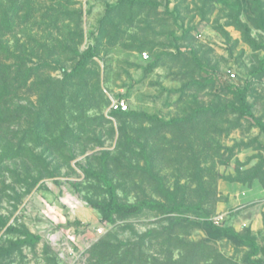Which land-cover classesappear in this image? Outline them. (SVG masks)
<instances>
[{"label": "rangeland", "instance_id": "rangeland-1", "mask_svg": "<svg viewBox=\"0 0 264 264\" xmlns=\"http://www.w3.org/2000/svg\"><path fill=\"white\" fill-rule=\"evenodd\" d=\"M117 1L0 0V264H244V246L174 219L212 220L264 247L263 136L231 109L188 119L238 105L228 89L246 87L264 123V0L107 10ZM118 97L128 112L107 117ZM99 175L119 203L167 204L165 190L182 207L101 222L87 203L108 200Z\"/></svg>", "mask_w": 264, "mask_h": 264}, {"label": "trees", "instance_id": "trees-1", "mask_svg": "<svg viewBox=\"0 0 264 264\" xmlns=\"http://www.w3.org/2000/svg\"><path fill=\"white\" fill-rule=\"evenodd\" d=\"M122 2H125L126 4H134V3H145L147 2H139V0H118L115 5H108L107 10L113 9L117 5L121 4ZM153 5V4H152ZM237 25L241 26L243 28L244 34L249 39V28L245 24H240V22H236ZM255 26L258 29L264 30V22L260 16V14H257V20L254 22ZM94 53L92 49H89L85 53L79 55V59L76 62V64L73 66V68L67 72L66 70L62 69V74L65 77H72L79 73L83 67L85 66V63L87 60L94 57ZM201 72L203 74L211 75L212 79H215L216 73L212 70H207L205 67H200ZM229 93L237 96L239 100L238 105L230 104L225 105L221 108H199L192 112L191 116L188 118L194 117L199 112L204 111H213V112H219V111H225L227 109H231L233 111L238 112L242 117L250 119L255 127L259 130L260 134L264 138V123L260 118L254 117V115L251 112V107L248 105L246 101V87L239 89L237 87H232L228 89ZM121 98V97H118ZM128 112V111H127ZM114 113H126V112H117L112 111L109 113V116H113ZM178 120H172L171 122H176ZM100 180L103 182L104 186L106 187V193L108 195V200L103 203H93L88 201L87 203L89 206L95 210H98L101 215V222H107L110 223L112 221L114 214H120L124 216L134 215L136 213H139L140 211L144 209L152 210V211H159L163 213H173L182 207L181 205L177 204L174 198V195L172 193H169L168 191H163L164 197L167 200V204H164L162 202H155V201H140L135 204H123L119 203L116 200V194H115V188L111 184V182L104 176L99 175ZM174 221L179 223H189L192 225H195L198 227L206 236V239L208 241H214L217 239H226L236 245L244 246L248 249V252L243 260L244 264H264V247L258 246L255 239L249 235H240L237 233L233 228L228 226H222L220 224L215 223L212 220H202L199 222H189L186 220H183L182 218H175ZM66 227H73L75 229V232L78 233L80 229H83L85 225L82 224V222L78 219H74L73 221H68L66 223ZM38 236H29L28 239L25 241L27 243H36L39 241ZM260 257H257V256Z\"/></svg>", "mask_w": 264, "mask_h": 264}, {"label": "built area", "instance_id": "built-area-1", "mask_svg": "<svg viewBox=\"0 0 264 264\" xmlns=\"http://www.w3.org/2000/svg\"><path fill=\"white\" fill-rule=\"evenodd\" d=\"M145 55V54H144ZM112 111H117V112H127L128 111V105L126 101L123 98H111L109 107L107 108L105 115L109 117V113ZM100 233L101 230H98Z\"/></svg>", "mask_w": 264, "mask_h": 264}]
</instances>
